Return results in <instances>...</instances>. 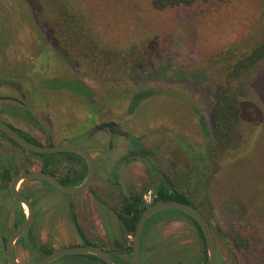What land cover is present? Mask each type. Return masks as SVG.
Segmentation results:
<instances>
[{
    "label": "rangeland",
    "instance_id": "obj_1",
    "mask_svg": "<svg viewBox=\"0 0 264 264\" xmlns=\"http://www.w3.org/2000/svg\"><path fill=\"white\" fill-rule=\"evenodd\" d=\"M57 1L72 2L79 8L87 26L96 29L103 42L132 46L134 58L145 55L155 67L151 71L137 70L129 80L72 69L59 53L51 50L42 27L45 21L41 24L40 15L27 0H0V77L21 72L25 75L18 76L26 86L24 92L6 86L0 94L16 100H9L11 104L23 102L37 125L22 119L9 120L43 144H72L89 149L98 167V175L84 193L68 194L42 179L20 184L21 191L36 199L37 235L52 249L82 244L72 217L75 215L90 241L102 243L107 249L113 248L116 239L132 244L133 236L126 238L115 215L122 203L118 181L122 180L131 193L144 194L149 188L145 164L126 160L130 145L125 136H117L109 146L110 132L91 131L97 124L115 120L151 151L161 171L205 213L213 225L221 259L227 264H264V62L254 72L251 92L243 107L240 131L245 144L210 163L213 112L217 105L214 87L227 66L221 56L229 48L240 53L264 40V0H210L193 7L163 10L154 8L152 0ZM56 17H50V21H56ZM34 73L79 77L93 91L94 107L81 96L44 89L36 76L32 77ZM152 86L180 90L191 98L199 113L182 101L185 98L164 92L145 99L130 114L132 95ZM0 139L15 157L20 173L40 169L39 161L13 147L1 134ZM0 155L4 157L1 149ZM60 173H66L64 163ZM110 176L114 179L111 184L107 180ZM68 185L74 186V182L69 181ZM176 211L154 213L144 234L157 217L163 223L150 230V241L156 242L153 248L169 252V263L183 259L185 263L197 264L196 260L208 255L205 241L188 217L166 222ZM229 222L242 223L253 232L247 252L239 250L227 231ZM16 256L21 264H34L36 257L18 242ZM144 256L142 253L143 261Z\"/></svg>",
    "mask_w": 264,
    "mask_h": 264
},
{
    "label": "trees",
    "instance_id": "obj_2",
    "mask_svg": "<svg viewBox=\"0 0 264 264\" xmlns=\"http://www.w3.org/2000/svg\"><path fill=\"white\" fill-rule=\"evenodd\" d=\"M27 1L29 2L28 4L34 8L35 12L40 15L41 24L42 20L45 21V24L42 25V27L45 31V35L50 39L51 50L56 54L59 53L69 63L72 69L76 68L80 71H84L86 74L97 75L100 77L113 78L117 76L120 79L125 78L126 80H129L137 70L141 71L140 69H143V71H151V69L155 67V63L153 64L152 60V62H150V59L144 58L145 55H143L142 58L137 57L138 55H136V58H134L132 54L135 53V49L132 46H129L128 48L118 47L103 42L97 30L90 25L87 26L88 24L86 22V17L82 14L83 12L74 6L72 2L53 0V4H56V6L50 3L51 0H47V4L46 0ZM208 1L210 0H152V5L158 10H163L173 7H193L194 5ZM218 1L222 2L227 0ZM56 16H58L59 19ZM50 17H56L57 20L50 21ZM93 29L95 30L94 34L92 33ZM221 58L227 66L214 87V95L217 100V105L213 112L214 139L210 146L211 164L214 163L215 157L218 159L226 154H232L234 150H238L239 147L245 144V139L240 131L243 107L245 105V100L251 92V83L253 81L254 72L260 64L264 62V40L250 46L247 50L240 53L233 48H229L224 54H222ZM18 75L24 76L25 74L21 72L20 74H15L14 72L11 73L12 77H0V90L4 89L6 86H12L17 90L24 92L26 86ZM33 76H36L40 82L39 86H42L44 89L64 91L69 94L71 93L81 96L90 106L94 107V93L79 77H57L37 73H34L32 77ZM30 86H32V84H30ZM164 92H174L176 96L178 95L179 97L185 98L187 101H182L188 103L189 108H191L196 114L199 113V109H196L192 104L191 98L185 93L177 89L158 86L140 89L135 92L129 100L128 112L130 114L134 113L140 103L145 99L161 96ZM9 100L16 101L13 100V98L8 97L6 94H0V118L13 126L25 139L33 143L43 144L33 135L17 128L11 123L9 120L10 118L22 119L36 125L37 120L32 111L26 107L23 102H18L19 105H15L11 104ZM200 119L205 126L203 117L200 116ZM0 134L10 141L13 147L27 152L32 159L39 161L41 163L39 170L53 174L62 183L68 185V182L72 181L74 182V185H78L85 179L88 167L85 159L80 154L70 151L49 154L30 152L23 149L3 132L0 131ZM127 139L133 142L134 146L139 151L138 153L145 155L147 158V160L145 159L143 161L148 170V181L153 184L155 195L153 197V202L177 200L192 204L199 209L189 200L183 191L176 188L172 179L163 175L162 172L159 171L156 162L152 160L148 161V159L153 158L150 154L151 151L146 150L141 141L131 135H128ZM0 149L4 155V157L0 155V264H8L6 256L7 239L10 233L26 220V212L22 204L16 202L12 198L9 191V184L12 178L20 174L19 165L15 161V157L12 156L7 148L2 146L1 143ZM135 157L140 158L137 155H135ZM30 162L32 164L33 161L30 160ZM62 163H64L66 167V173L64 176L60 173ZM51 185L57 188L53 184ZM145 191H147V189ZM22 193L31 199L35 205L36 199L34 200L33 197L30 196L32 194L25 193L24 191H22ZM126 195V198L122 200L120 209L115 212V215L120 222L122 232L127 238L128 236H134L136 226L148 203L144 200L143 194L138 195L135 192H130ZM3 204H5L8 209L2 207ZM5 210H7V214H5ZM176 212L170 214L169 220L188 217L197 227L205 241L203 231L198 222L183 211L178 210V212ZM201 213L208 220L205 213L202 211ZM36 216H38V213H36ZM72 217L76 221V230L82 244L99 245L105 248L112 256L115 264H133V246L131 243L129 244L125 241L122 242L120 239H116L113 248L107 249L102 243L90 241L86 237L83 228L76 220V216L72 215ZM11 221H13V228L9 226ZM208 222L210 223L215 236L213 225L209 220ZM34 227L35 224L26 231L17 242L20 243L23 248L30 250L36 255L33 260V263L36 264L53 249L41 240L34 231ZM227 231L231 233L239 250L245 253L251 248L253 232L248 227L244 226L242 223L237 224L235 222H229L227 225ZM143 251L144 237L141 245V252L143 253ZM218 258L217 264H227L225 260L220 257ZM207 259L208 255L206 254L204 259L196 260V263L205 264ZM178 261L179 262L176 264H188L187 262L185 263V260L183 259ZM192 263L193 261L191 264ZM50 264H106V262L97 255L83 253L64 255L52 261ZM169 264H174V262L171 261Z\"/></svg>",
    "mask_w": 264,
    "mask_h": 264
},
{
    "label": "water",
    "instance_id": "obj_3",
    "mask_svg": "<svg viewBox=\"0 0 264 264\" xmlns=\"http://www.w3.org/2000/svg\"><path fill=\"white\" fill-rule=\"evenodd\" d=\"M115 122H102L97 124L91 131L101 130L105 127H111ZM0 131L5 135L14 140L19 146H21L26 151L35 152V153H57V152H75L80 154L87 163V175L85 179L78 185L70 186L62 183L56 176L49 172H44L41 170H30L26 172H22L16 176H14L9 184V191L12 198L22 204L23 207H26V220L17 228H15L9 235L6 244V256L8 260V264H21L16 256L15 246L17 240L28 231L36 217V209L31 199H29L26 195H24L19 187L20 184L25 180L30 179H42L45 180L58 189L64 191L68 194H76L80 193L91 185L94 180L96 173L95 161L92 154L85 148L72 144H53V145H45V144H37L30 142L25 139L13 126L0 118ZM164 209H176L183 211L193 217L198 224L200 225L208 250V259L205 264H217L219 251L216 244L215 236L212 230V227L205 216L201 213L199 209L194 207L192 204L180 202L177 200H167V201H159L148 204L146 209L143 211L139 222L136 226L134 237H133V264H141V245H142V234L144 230V226L148 218ZM89 253L94 254L101 257L106 264H115L113 258L109 254V252L99 246L93 244H81L75 246H68L63 248L53 249L49 254L41 258L36 264H49L53 260L58 257L69 255V254H83Z\"/></svg>",
    "mask_w": 264,
    "mask_h": 264
},
{
    "label": "flooded vegetation",
    "instance_id": "obj_4",
    "mask_svg": "<svg viewBox=\"0 0 264 264\" xmlns=\"http://www.w3.org/2000/svg\"><path fill=\"white\" fill-rule=\"evenodd\" d=\"M110 121H113V122H115L114 123V125L113 126H111V127H105V128H103V129H101L102 131H108V132H110V137H111V141H110V143H109V146H111V145H113V140H114V138H116L117 136H125V138L127 139V136L129 135L127 132H125L123 129H121L120 128V124L117 122V121H115V120H109L108 122H110ZM128 140V142H129V145H130V148H128L127 149V152L126 153H128L129 154V157H127L126 158V160H147V158H146V156L145 155H143V154H141V153H138L139 151H138V149H136V147L134 146V144H133V142L131 141V140H129V139H127ZM83 142V141H82ZM143 144V143H142ZM46 145V144H45ZM84 148V147H83ZM86 149V148H85ZM88 151H89V149H87ZM90 153H91V151H89ZM92 154V153H91ZM135 155H137L138 157H140V158H136L135 157ZM92 156H93V154H92ZM132 156H134V157H132ZM93 158H94V156H93ZM133 158H135V159H133ZM154 161L155 162V160L153 159V158H151V159H148V161ZM94 161H95V159H94ZM141 161V162H142ZM142 163H144L145 164V162L143 161ZM127 164V163H126ZM146 165V164H145ZM158 165V164H157ZM95 166H96V173H95V176L96 175H98V167H97V165H96V162H95ZM146 167V166H145ZM158 167H159V165H158ZM159 171L160 172H162L161 171V169H160V167H159ZM162 174L163 175H165V173L164 172H162ZM146 175H147V184L149 185V188H145V190L147 189V191H145L144 192V194H143V198H144V200L148 203V204H151V203H154L153 202V197L155 196L154 195V190H153V184L151 183V182H149L148 180H149V175H148V170H147V168H146ZM95 178V177H94ZM107 180H108V183H113V181H114V179L110 176V177H108L107 178ZM94 181V180H93ZM93 183V182H92ZM91 183V184H92ZM118 184H119V190L118 191H120L119 193H121V195H122V200L124 199V198H126V194H128V193H130V191L129 190H127V187H126V184L121 180V181H118ZM90 187V186H89ZM88 189V188H87ZM86 189V190H87ZM21 191V190H20ZM85 191V190H84ZM84 191H82L83 193H84ZM22 192V191H21ZM82 192H80V193H82ZM132 192V191H131ZM76 194H78V193H76ZM25 195V194H24ZM35 206V205H34ZM148 206V205H147ZM36 209V208H35ZM153 215V214H152ZM151 215V216H152ZM150 216V217H151ZM149 217V218H150ZM148 218V219H149ZM157 218V217H156ZM156 218L153 220L154 222H153V224H152V226H150L149 225V227L147 228V233H146V235L144 234V230H145V226H146V223H147V221H146V223H145V226H144V230H143V234H142V239H143V237H144V251H143V256H144V253H145V258H144V261L142 260V252H141V264H169V260L171 259V258H169L171 255H170V253L169 252H159L157 249H154L153 248V246H154V243H156V242H152V241H150V230L152 229V230H154V228L153 227H155L156 225H158L160 222H162V221H157L156 220ZM35 219H36V217H35ZM167 221H169V218L166 220V222ZM35 222V221H34ZM163 223V222H162ZM35 223H33V225H34ZM32 225V226H33ZM134 237V236H133ZM165 237V236H164ZM163 237V238H164ZM216 240V239H215ZM17 243V242H16ZM15 252H16V246H15ZM112 257V256H111ZM219 259V258H218ZM171 261H173L174 262V264H176L177 262H179L178 260L177 261H175V260H171ZM115 263V262H114ZM217 263H218V261H217Z\"/></svg>",
    "mask_w": 264,
    "mask_h": 264
}]
</instances>
